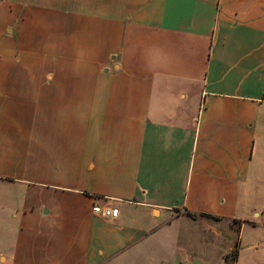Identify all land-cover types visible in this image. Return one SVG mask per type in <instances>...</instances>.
Returning a JSON list of instances; mask_svg holds the SVG:
<instances>
[{"label":"crops","instance_id":"obj_1","mask_svg":"<svg viewBox=\"0 0 264 264\" xmlns=\"http://www.w3.org/2000/svg\"><path fill=\"white\" fill-rule=\"evenodd\" d=\"M263 70L264 0H0V264H176L208 232L237 264Z\"/></svg>","mask_w":264,"mask_h":264},{"label":"rangeland","instance_id":"obj_2","mask_svg":"<svg viewBox=\"0 0 264 264\" xmlns=\"http://www.w3.org/2000/svg\"><path fill=\"white\" fill-rule=\"evenodd\" d=\"M257 198L258 196L256 197V202L258 201ZM262 203H264V201H262ZM257 220L259 222L256 228H245V230L242 232L243 254L237 264H248L249 262L264 264V226L259 224L264 223V220H262V218H257ZM239 223L241 222L234 221L232 224H230V228H232L234 231H238ZM247 224L252 225L251 223ZM10 227L11 221L9 218H6L2 223H0L1 246L6 245L9 240V238L6 236V233H8ZM218 229L224 232V234H228L226 226L219 225ZM222 239L223 238L220 236L214 235L213 232H208L206 237L203 239L204 242L202 243V246L196 245L194 243L191 244L190 242L185 248V250L187 249L186 251L177 253L176 264H178V261H180L179 264H222L219 256L220 252L226 247V239H224L225 241H222ZM249 245H252V247H249ZM234 248H238V243L235 244ZM230 260L231 259L228 257L226 260L227 264H230Z\"/></svg>","mask_w":264,"mask_h":264},{"label":"built area","instance_id":"obj_3","mask_svg":"<svg viewBox=\"0 0 264 264\" xmlns=\"http://www.w3.org/2000/svg\"><path fill=\"white\" fill-rule=\"evenodd\" d=\"M260 101H264V70L262 72L261 89H260ZM91 212L103 220H112L117 215V210L109 206H92Z\"/></svg>","mask_w":264,"mask_h":264},{"label":"trees","instance_id":"obj_4","mask_svg":"<svg viewBox=\"0 0 264 264\" xmlns=\"http://www.w3.org/2000/svg\"><path fill=\"white\" fill-rule=\"evenodd\" d=\"M187 215H189V216H191V217H194V215H191V214H187ZM228 257L231 259V261H233V260L235 259V257H236V248H234V249L230 252L229 255H226V256L224 257V262H225V264H227L226 260H227Z\"/></svg>","mask_w":264,"mask_h":264}]
</instances>
